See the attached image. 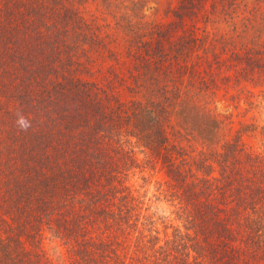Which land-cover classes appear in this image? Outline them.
Returning a JSON list of instances; mask_svg holds the SVG:
<instances>
[{"label":"trees","instance_id":"16d2710c","mask_svg":"<svg viewBox=\"0 0 264 264\" xmlns=\"http://www.w3.org/2000/svg\"><path fill=\"white\" fill-rule=\"evenodd\" d=\"M184 1L190 11L200 3ZM89 30L74 0H0V264H50L49 235L70 245L73 264H264V158L232 142L192 171L167 140L163 108L113 101L79 76ZM195 41L189 34L182 47ZM244 54L247 70L264 75V62ZM134 144L168 163L183 231L156 246L139 229L129 253L131 237L102 234L137 224L126 184Z\"/></svg>","mask_w":264,"mask_h":264},{"label":"rangeland","instance_id":"374dc122","mask_svg":"<svg viewBox=\"0 0 264 264\" xmlns=\"http://www.w3.org/2000/svg\"><path fill=\"white\" fill-rule=\"evenodd\" d=\"M199 1L190 11L180 9L184 0H74L94 38L79 76L113 101L163 108L167 140L192 171L232 142L264 158V75L241 58L250 50L264 62V0ZM189 34L190 50L182 47ZM134 156L138 167L126 184L140 206L137 224L102 234L108 242L131 237L129 253L139 229L157 236L156 246L183 231L181 189L168 163L137 145ZM41 249L50 264H73L70 245L50 235Z\"/></svg>","mask_w":264,"mask_h":264},{"label":"clouds","instance_id":"9594fccd","mask_svg":"<svg viewBox=\"0 0 264 264\" xmlns=\"http://www.w3.org/2000/svg\"><path fill=\"white\" fill-rule=\"evenodd\" d=\"M17 123L23 129H27L29 127V122L23 116H20Z\"/></svg>","mask_w":264,"mask_h":264}]
</instances>
